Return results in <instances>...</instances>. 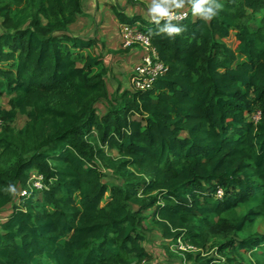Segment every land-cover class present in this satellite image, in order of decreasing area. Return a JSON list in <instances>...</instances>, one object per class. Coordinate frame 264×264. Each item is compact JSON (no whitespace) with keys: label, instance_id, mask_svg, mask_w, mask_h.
I'll use <instances>...</instances> for the list:
<instances>
[{"label":"trees","instance_id":"16d2710c","mask_svg":"<svg viewBox=\"0 0 264 264\" xmlns=\"http://www.w3.org/2000/svg\"><path fill=\"white\" fill-rule=\"evenodd\" d=\"M83 2L0 0V264H142L152 232L191 264H264V0H219L175 41L115 9L168 70L112 96L96 40L69 33Z\"/></svg>","mask_w":264,"mask_h":264},{"label":"rangeland","instance_id":"374dc122","mask_svg":"<svg viewBox=\"0 0 264 264\" xmlns=\"http://www.w3.org/2000/svg\"><path fill=\"white\" fill-rule=\"evenodd\" d=\"M149 3L150 0H133V2H128V0H84L83 11L85 15L80 17L77 23L69 29V33L72 35L96 40L97 44L88 53L93 56L100 55L103 58L104 65L109 69L107 86L111 96L119 84H122L124 88L133 89L131 77L135 65L138 63L139 55L142 53L139 47L128 50L123 48L120 32L121 24L114 10L122 11L129 17L140 16L145 18ZM227 43L234 46V33L231 34ZM0 105L9 108V98L3 97L0 99ZM25 122L26 118L19 117L16 126L22 127ZM107 180L111 181L112 177L107 176ZM19 193L15 200L16 204L20 202ZM11 209L12 207L8 206L3 210L0 221L8 215ZM256 229L264 232V223L259 222ZM145 246L151 254V259L146 261L149 264H191L186 260V256L183 255L180 247L163 242L157 232L147 234ZM215 252L216 249L209 248L208 252L205 253L215 257L217 255ZM222 259L225 260V257Z\"/></svg>","mask_w":264,"mask_h":264},{"label":"clouds","instance_id":"9594fccd","mask_svg":"<svg viewBox=\"0 0 264 264\" xmlns=\"http://www.w3.org/2000/svg\"><path fill=\"white\" fill-rule=\"evenodd\" d=\"M223 9L219 0H150L147 6L145 19L156 26L152 35L166 36L175 41L182 36L187 27L183 20L191 16L208 24L213 21ZM10 194H15L17 189L14 184H9L5 189Z\"/></svg>","mask_w":264,"mask_h":264},{"label":"built area","instance_id":"2783aa9c","mask_svg":"<svg viewBox=\"0 0 264 264\" xmlns=\"http://www.w3.org/2000/svg\"><path fill=\"white\" fill-rule=\"evenodd\" d=\"M190 16L191 13L189 10V14L185 19L189 18ZM120 32L124 49L139 47L142 51V56L133 70L131 85L137 91L150 90L153 87L154 82L167 72L168 66L159 58L156 49L151 42V39L144 35L141 31L129 25L121 24ZM259 119L260 113L255 116L256 121ZM2 126L3 120L0 117V129ZM28 187L29 189L21 191L20 195H27L29 192L34 191H42L45 188L43 176L37 172H34L30 177ZM217 196L219 198L223 196L222 189L217 192ZM180 249L193 250L191 247H186L183 245L180 246ZM142 264L149 263L144 261Z\"/></svg>","mask_w":264,"mask_h":264},{"label":"crops","instance_id":"0c3cea01","mask_svg":"<svg viewBox=\"0 0 264 264\" xmlns=\"http://www.w3.org/2000/svg\"><path fill=\"white\" fill-rule=\"evenodd\" d=\"M141 56H142V53H141V55H139V60H140ZM137 59H138V58H137ZM139 60H138V61H139ZM137 64H138V63H137ZM137 64H136V65H137ZM136 65H135V66H136Z\"/></svg>","mask_w":264,"mask_h":264}]
</instances>
